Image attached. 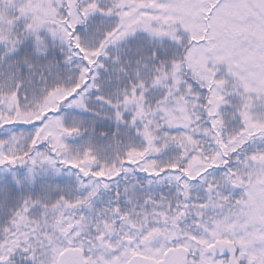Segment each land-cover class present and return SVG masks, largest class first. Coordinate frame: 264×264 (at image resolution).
I'll use <instances>...</instances> for the list:
<instances>
[{
    "label": "snow or ice",
    "instance_id": "1",
    "mask_svg": "<svg viewBox=\"0 0 264 264\" xmlns=\"http://www.w3.org/2000/svg\"><path fill=\"white\" fill-rule=\"evenodd\" d=\"M0 264H264V0H0Z\"/></svg>",
    "mask_w": 264,
    "mask_h": 264
}]
</instances>
